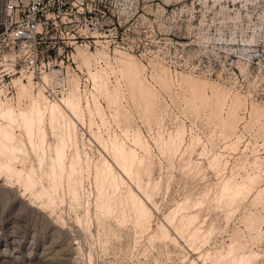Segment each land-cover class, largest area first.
Returning <instances> with one entry per match:
<instances>
[{"label": "rangeland", "instance_id": "1", "mask_svg": "<svg viewBox=\"0 0 264 264\" xmlns=\"http://www.w3.org/2000/svg\"><path fill=\"white\" fill-rule=\"evenodd\" d=\"M7 3L0 0L1 98L17 107H27L31 95L41 88L32 86L22 71L27 65L24 53L13 46L9 35L12 20ZM25 3L26 0L15 1L19 7ZM99 7L109 17L106 38L110 46L101 44L89 50L85 44L88 38L75 39L74 35L90 32L71 22L49 25L41 48L68 43L69 59L85 72L82 59L74 58L77 47L95 54L90 62L93 68L97 60L105 59L117 66V49L131 52L143 63L145 75L158 93L155 112L150 113L148 100L139 96L130 95L125 103L131 113L130 123L139 126L150 139L156 160L163 163L150 173L160 183L154 194L158 207L128 179L129 186L151 209L149 220L139 226L127 195L118 188L109 189L105 181L99 187L92 179L88 196L81 195L76 200L67 181L59 194L51 191L49 184L44 187L37 181L26 188L17 179L1 174L0 264H228L218 259L216 250L246 242L263 255L258 260L262 263L264 202L255 201L252 194L237 206L215 208L209 202L200 206L199 217L213 224L212 236L204 244L190 239L181 223H170L168 215L176 202L187 194L196 198L202 181L197 182L179 168L178 155L173 157L171 167L153 144L152 135L159 129L155 113L164 117L166 131L174 130L183 121L188 131L194 130L202 141L195 145L192 158L207 165L214 152H222L229 161L228 175L233 171L238 180L255 174L252 149L256 146L261 158L258 182L264 188V0H101ZM93 34L98 36L97 41L102 39L97 31ZM165 75L168 86L161 81ZM77 76L72 72L70 89ZM117 77H112L115 83ZM192 83L203 87L205 93L204 100H196L195 105L185 101L191 96ZM28 84L29 90L24 91L22 85ZM225 94V105L217 106V98ZM44 98L47 100L45 95ZM236 98L241 101L238 113L242 119L234 129L223 119ZM107 113L111 120L110 111ZM111 126L119 130L114 122ZM81 129L89 139L86 126L81 125ZM236 136H240V148L234 152L224 150ZM90 146L98 155L97 146ZM30 164L31 160L24 157L17 163L24 171ZM206 170L209 182L218 181L212 168ZM152 176L151 182L155 181ZM195 211L193 207L191 212ZM79 219L88 223H80ZM256 231L261 233L256 239L259 241L252 238Z\"/></svg>", "mask_w": 264, "mask_h": 264}, {"label": "bare ground", "instance_id": "2", "mask_svg": "<svg viewBox=\"0 0 264 264\" xmlns=\"http://www.w3.org/2000/svg\"><path fill=\"white\" fill-rule=\"evenodd\" d=\"M116 53L119 61L117 66L105 59L104 62L97 60V67L93 68L90 62L95 54L77 47V52L73 53L74 58H81L84 63L87 78L92 84L89 90L82 91L77 76L73 79L72 88L70 89V82L69 88L59 99L45 100L40 89L38 93L31 95L27 107H17L1 98L3 90L0 88V175L15 178L26 188L37 181L44 187L49 184L51 191L59 194L63 182L67 181L70 194L76 200L81 195L88 196V185L92 179L99 187L101 181H105L109 189L118 188L127 195L135 208L138 225L143 226L151 217V209L129 186L128 179L135 182L147 201L158 207L154 196L159 181L150 173L155 167L160 169L163 163L156 160L150 139L139 126L130 123L131 113L125 102L130 95L145 98L148 100L150 113H153L158 93L155 84L146 77L145 67L136 55L122 49H117ZM115 74L118 75L116 83L112 80ZM168 80L165 75L161 80L162 84L168 86ZM30 85H22L23 90H29ZM191 92L190 97H184L186 103L195 105L196 100H204L203 87L198 88L192 83ZM227 97L226 94L218 97L216 105L224 106ZM240 103L238 98L234 99L228 116L223 119L225 125L234 129H237V123L242 119L238 113ZM107 110L110 111L111 120ZM163 121L164 117L155 113L159 129L155 136L152 135L153 144L166 157L171 167L173 157L178 155L179 168L197 182L202 181L198 196L194 198L192 194L184 195L181 201L176 202L168 219L175 226L181 223L187 228L190 239L204 244L213 233V224L209 225L207 220L199 217L200 206L204 202H209L215 208H228L239 205L250 194L255 201L264 202V188L258 182L261 171L259 150L253 146L252 154L255 157L252 164L257 169L255 174L252 177L242 176L238 180L233 171L228 175L229 161L224 153L207 155L210 156L207 165L197 162L191 154L196 151L195 145L202 142L200 136L191 128L188 131L183 121L174 130L166 131ZM112 122L119 130H113ZM81 125L88 129L89 139ZM235 138L236 140L230 139L225 144L224 150L234 152L240 148V136ZM90 145L97 146L98 155H95ZM22 157L31 160L27 171L17 165ZM208 167L216 172L218 181L209 182L206 170ZM150 176L155 181L151 182ZM193 207L195 212H191ZM79 222L88 223L86 219H79ZM260 234L257 232L256 236H252L254 241H259L256 239L260 238ZM249 243L241 246L231 243L217 249L215 254L219 260L228 264H264V260L262 263L258 261L263 255L254 251Z\"/></svg>", "mask_w": 264, "mask_h": 264}, {"label": "built area", "instance_id": "3", "mask_svg": "<svg viewBox=\"0 0 264 264\" xmlns=\"http://www.w3.org/2000/svg\"><path fill=\"white\" fill-rule=\"evenodd\" d=\"M15 1L8 0L6 7L12 20L9 35L13 46L24 53L27 66L22 67V71L29 76L32 86L41 88L49 100L59 99L69 88L74 72L79 76L82 91L91 89L86 72L76 61L69 59L68 43L45 49L41 48V43L49 25L65 26L77 22L76 25L90 33H77L75 39L88 38V43L85 42L88 48L101 44L110 46V39L106 38L109 17L106 10L99 7L101 0H26L23 7L16 6ZM94 31L99 33L100 41L96 40L98 36L94 37Z\"/></svg>", "mask_w": 264, "mask_h": 264}]
</instances>
